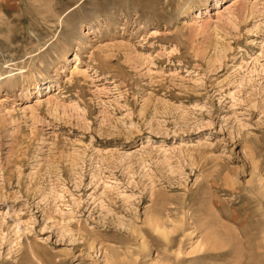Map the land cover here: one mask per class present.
<instances>
[{
  "label": "rangeland",
  "instance_id": "1",
  "mask_svg": "<svg viewBox=\"0 0 264 264\" xmlns=\"http://www.w3.org/2000/svg\"><path fill=\"white\" fill-rule=\"evenodd\" d=\"M243 1L0 0V264H264Z\"/></svg>",
  "mask_w": 264,
  "mask_h": 264
},
{
  "label": "bare ground",
  "instance_id": "2",
  "mask_svg": "<svg viewBox=\"0 0 264 264\" xmlns=\"http://www.w3.org/2000/svg\"><path fill=\"white\" fill-rule=\"evenodd\" d=\"M241 1H242V4H243L244 1H243V0H241ZM233 2H234V1H233ZM244 4H245V3H244ZM240 5H241V2H240ZM50 98H51V96H50Z\"/></svg>",
  "mask_w": 264,
  "mask_h": 264
}]
</instances>
